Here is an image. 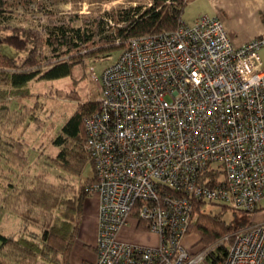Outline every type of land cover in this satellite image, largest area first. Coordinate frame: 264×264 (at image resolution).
Segmentation results:
<instances>
[{"label":"built area","instance_id":"obj_1","mask_svg":"<svg viewBox=\"0 0 264 264\" xmlns=\"http://www.w3.org/2000/svg\"><path fill=\"white\" fill-rule=\"evenodd\" d=\"M264 36L236 46L218 15L129 38L103 68L84 148L99 197L92 264H199L184 239L194 199L252 210L264 200ZM261 206V205H260ZM130 220L155 243L118 237ZM219 264H264V221L230 236Z\"/></svg>","mask_w":264,"mask_h":264},{"label":"trees","instance_id":"obj_2","mask_svg":"<svg viewBox=\"0 0 264 264\" xmlns=\"http://www.w3.org/2000/svg\"><path fill=\"white\" fill-rule=\"evenodd\" d=\"M188 1L153 0L148 6L119 9L112 15L114 27L108 33L100 17L93 21V28L90 24H54L44 39L33 29L4 24L0 9V207L23 223L17 237L0 231V264H70L83 202L91 195L89 187L96 180L93 161L84 148V118L99 108V98L78 102L52 139L58 151L47 158L70 178L64 180L58 175V181L52 182L45 174H21L30 159L22 138L23 128L30 121L23 102L30 92L29 82L69 76L74 65L108 59L114 52L116 59L132 36L176 29ZM4 2L0 0V8ZM44 45L54 53L52 58L42 56ZM13 98L19 101L16 106L11 104ZM87 162L93 173L76 184L74 178ZM207 203L194 199L196 218L188 232H196L198 242L210 246L205 258L219 264L227 253L231 234L249 222L240 217L227 222L222 212L227 205L209 202L221 205L220 211L212 213L206 210ZM261 208L237 210L249 213ZM33 225L39 232L29 229ZM137 227L143 228L144 223L139 221Z\"/></svg>","mask_w":264,"mask_h":264},{"label":"rangeland","instance_id":"obj_3","mask_svg":"<svg viewBox=\"0 0 264 264\" xmlns=\"http://www.w3.org/2000/svg\"><path fill=\"white\" fill-rule=\"evenodd\" d=\"M153 0H5L1 11L2 22L13 27L33 29L39 32L44 39L47 31L52 29L54 24L68 26L90 24L94 27V20L97 17L103 18L105 33L114 27L112 15L122 8L137 5L148 6ZM194 7L187 6L182 14V18L190 19ZM92 22V23H91ZM42 56L53 57V52L49 47H42ZM114 52L110 58L98 62L76 64L72 68L71 74L54 80L37 79L29 82V94L23 99L25 101V111L27 119H30L24 126L22 138L24 139L30 159L29 164L20 172L30 174H45L52 182H57V176L62 175L64 180L70 175L52 166L47 158L48 155H55L58 149L52 144V139L60 131L61 126L67 118L74 112L78 102L94 100L100 97L99 83L92 75V71L99 77L104 67L113 62L116 57ZM61 58V57H60ZM18 99L13 98L11 104L17 105ZM34 116V117H33ZM1 163V161H0ZM3 170L0 171V173ZM6 172V171H5ZM93 173L91 164L87 162L81 173L74 178V182L86 179ZM262 208L255 212L244 213L237 209L226 207L223 209V217L229 221L234 218H244L249 223L264 221V200L260 202ZM206 210L216 213L221 210L220 204L207 203ZM236 211V212H234ZM239 220V219H238ZM23 223L21 219L8 210L0 207V231L13 235L21 234ZM33 232H39L38 226L29 227ZM187 234L185 240L190 241V236L197 237V233ZM77 237V235H76ZM76 239V238H75ZM80 246L74 247L73 257L70 264H76L77 253ZM193 250L203 248L200 242L191 246ZM87 251H93L91 247ZM82 264H89L87 260ZM199 264H211L206 258Z\"/></svg>","mask_w":264,"mask_h":264},{"label":"crops","instance_id":"obj_4","mask_svg":"<svg viewBox=\"0 0 264 264\" xmlns=\"http://www.w3.org/2000/svg\"><path fill=\"white\" fill-rule=\"evenodd\" d=\"M187 6L189 9L194 7L193 13L190 14L192 17L185 20L182 18V20L189 23L202 13L218 15L229 38L236 46L253 37L264 36V0H189L185 8ZM259 55L264 69V46L260 48ZM98 206L99 197L97 194L93 193L85 198L80 226L70 255V263L73 254H75L74 247L77 243L80 248L79 252H76L78 256L76 264H82L85 260L92 264L95 259ZM118 237L129 242L155 243L157 241L155 234L139 229L133 220H130L119 230ZM87 247H91L93 251H87Z\"/></svg>","mask_w":264,"mask_h":264}]
</instances>
